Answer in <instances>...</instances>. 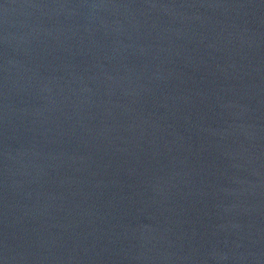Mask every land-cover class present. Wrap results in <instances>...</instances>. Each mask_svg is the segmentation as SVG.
<instances>
[{
  "label": "water",
  "instance_id": "water-1",
  "mask_svg": "<svg viewBox=\"0 0 264 264\" xmlns=\"http://www.w3.org/2000/svg\"><path fill=\"white\" fill-rule=\"evenodd\" d=\"M0 264H264V0H0Z\"/></svg>",
  "mask_w": 264,
  "mask_h": 264
}]
</instances>
